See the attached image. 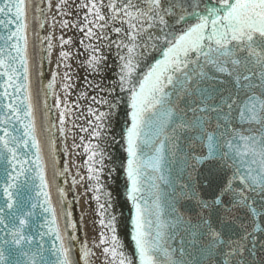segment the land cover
I'll list each match as a JSON object with an SVG mask.
<instances>
[{"label": "snow or ice", "instance_id": "obj_1", "mask_svg": "<svg viewBox=\"0 0 264 264\" xmlns=\"http://www.w3.org/2000/svg\"><path fill=\"white\" fill-rule=\"evenodd\" d=\"M30 10L40 30L53 13L58 50L52 32L30 33ZM66 29L82 34V51ZM73 61L87 77L70 110L73 77L82 78ZM70 112L83 121L73 147L87 176L73 162L68 189ZM105 172L125 178L131 252ZM81 197L96 204L90 243L80 236L86 210L73 218ZM94 259L264 264V0H0V264Z\"/></svg>", "mask_w": 264, "mask_h": 264}, {"label": "bare ground", "instance_id": "obj_2", "mask_svg": "<svg viewBox=\"0 0 264 264\" xmlns=\"http://www.w3.org/2000/svg\"><path fill=\"white\" fill-rule=\"evenodd\" d=\"M53 2V6H55V4L57 3V0H52ZM51 16L53 15V13H50ZM50 16V17H51ZM60 17H57V20H59ZM69 19H73L72 17H69ZM51 18H50V23L47 20V23L45 25V28L43 30H41V35H47L49 33V24H51ZM52 31V35H53V43L57 45V50H58V45H59V36L61 35V27L59 25V23H57L55 25L54 28H51ZM64 35L65 37H73L75 40V45L73 50L75 49H81L82 51V46L80 45L79 41L81 39H83L82 34L79 33L76 29H66L64 30ZM53 62L55 61V53L53 54ZM81 59H83V56H81ZM79 61H73L72 62V72L77 74L79 77H82L81 79H77L76 76L73 77V81L74 83L78 86V91H69V93L67 94L66 97V101H67V105L68 108L71 110L72 109V104L74 101H76L79 97H78V93L79 91H84L86 88V84H85V80L83 79L84 77H87V73H85L83 70H81L78 67ZM54 66V65H53ZM90 78V77H88ZM57 93L61 96V99L64 100L65 96L63 91L60 88H57ZM51 100V103H53V100ZM90 103V101H89ZM81 104V110L87 107V104H85V102L83 100L80 101ZM63 110V109H61ZM60 110H54V118H55V122H56V127L57 129L59 128V120H58V112ZM72 111H79V110H72ZM83 123L82 120H77L76 116L74 114H72V112H70L68 119L66 120V133H67V147H68V155L67 157H63L64 159H67L68 161V165L70 168V175L68 176V181H69V185L71 188V181H72V176L76 174V167H74L73 162H75V164L81 165L80 168V174L83 176H87V169L86 167H84V162L87 159V157L85 155H82V148H74L73 147V137L75 136V142L77 144L80 143L79 137L82 135H86L85 133H82L79 131V125ZM58 136L60 137V134L58 132ZM96 141H93V143H95ZM85 143H87V141H85ZM109 167V165H108ZM102 182L106 185L107 189L109 191H111L112 193V200H114L116 202V215L119 216L120 215V208H119V204L117 201V197H116V193H115V189H114V185H113V181H112V177L108 175L107 172H105L102 176ZM84 189L82 187H77L76 192L77 193H83ZM86 198L85 197H81L79 199V203L78 204H74V208H75V212H76V217L77 219H79V217L81 216V214L86 210L87 214L85 215V225L86 227L83 229V231L80 233L81 238L83 239V234L84 232H87V238L89 243L91 242L92 238L94 236L97 235V231H98V225H97V230L93 229V224L92 221L94 219H98L92 212V209H94L96 207L95 201L91 202V208H87L86 205ZM118 235L121 239V241L125 244L126 246V251H130L129 248V244H128V240H127V236H126V232H125V228H124V224H123V220L121 219V223L120 226L118 228ZM97 256L100 255L99 250L97 249ZM93 264H101L100 260H93Z\"/></svg>", "mask_w": 264, "mask_h": 264}, {"label": "water", "instance_id": "obj_3", "mask_svg": "<svg viewBox=\"0 0 264 264\" xmlns=\"http://www.w3.org/2000/svg\"><path fill=\"white\" fill-rule=\"evenodd\" d=\"M29 23H30V33L35 30V32H39L41 35V30L39 29V25L38 23H34L33 22V12L30 10L29 11ZM32 39H34L35 37L32 36L30 37ZM40 87V85L38 84V82H36L35 78L33 80V92L35 93L36 90ZM49 103H51V100L49 99ZM124 115L123 112L121 111L120 114L118 116H113V127L116 128V131L119 132V129L121 126H125L123 124L124 122ZM53 121L55 122V118H54V113H53ZM56 124V122H55ZM54 131H56V129H54ZM47 136L46 132H42L41 138H45ZM56 137H57V142L60 143L59 140V136H58V131H56ZM108 151L113 155V156H117V155H123L122 149L119 145H113L111 147L108 148ZM61 159L63 160V156L61 157ZM109 167H112L111 164H109ZM47 175L49 177V179H51V168L49 167ZM112 177V181H113V185H114V189H115V193H116V197H117V201L119 204V208H120V212L123 213V224H124V228H125V232H126V236H127V240H128V244H129V248L130 251H132V249L134 248V245L132 244V242L129 239V235L128 233L130 232V223L128 221V217H129V207H130V203L127 202L125 200V189H124V176L123 175H116L115 173L111 176ZM68 180V177H67ZM66 188L70 189V185H69V181L68 184L65 185ZM161 187L163 188L164 186L161 185ZM167 191H170V189H167ZM51 199L53 202V206L57 208V210L59 209V203H58V195L57 192L55 190V188L53 187L51 189ZM68 199L71 200L72 199V194L71 192H69V196ZM72 212H73V218L77 219L76 217V212H75V208L74 205L72 207ZM60 226L61 228L63 227V221L60 222ZM81 236V235H80ZM74 258H75V250H74ZM162 264H163V259H162Z\"/></svg>", "mask_w": 264, "mask_h": 264}, {"label": "rangeland", "instance_id": "obj_4", "mask_svg": "<svg viewBox=\"0 0 264 264\" xmlns=\"http://www.w3.org/2000/svg\"><path fill=\"white\" fill-rule=\"evenodd\" d=\"M50 16H51V14L48 13V14H47V17H48V22H49V23H50V18H51ZM49 32H52V31H51V28H49Z\"/></svg>", "mask_w": 264, "mask_h": 264}]
</instances>
